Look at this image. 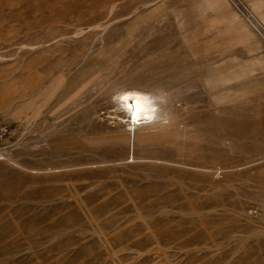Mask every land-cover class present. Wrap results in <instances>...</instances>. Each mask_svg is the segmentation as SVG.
Instances as JSON below:
<instances>
[{"label": "rangeland", "instance_id": "rangeland-1", "mask_svg": "<svg viewBox=\"0 0 264 264\" xmlns=\"http://www.w3.org/2000/svg\"><path fill=\"white\" fill-rule=\"evenodd\" d=\"M0 120V264H264V0H0Z\"/></svg>", "mask_w": 264, "mask_h": 264}, {"label": "bare ground", "instance_id": "bare-ground-1", "mask_svg": "<svg viewBox=\"0 0 264 264\" xmlns=\"http://www.w3.org/2000/svg\"><path fill=\"white\" fill-rule=\"evenodd\" d=\"M148 90H146L145 88L142 89L136 86H130V87L119 86L118 90L115 92V96H116L115 100L117 103V107L119 106L121 109H123L124 112L128 113L129 115L128 125H132L133 130H135L137 126H142V125L151 126L158 121H160L159 123H161L169 118L167 114L163 113L164 108L161 107V103L159 102L160 99H162L160 101L166 102L167 94H164V93L161 94L157 91L159 93L158 94L157 92H151L150 90L149 91ZM126 94H138V97L141 101L140 106H139L140 112H139L138 119L134 118L130 111L125 110L124 102L120 100V97L125 96ZM144 98H147V100H145ZM136 99H137V96H130L129 101H128V106L131 108H136L137 107L135 103ZM161 125H164V124H161ZM262 218L264 219V215Z\"/></svg>", "mask_w": 264, "mask_h": 264}, {"label": "built area", "instance_id": "built-area-1", "mask_svg": "<svg viewBox=\"0 0 264 264\" xmlns=\"http://www.w3.org/2000/svg\"><path fill=\"white\" fill-rule=\"evenodd\" d=\"M12 133L11 125L5 120H0V153L2 151V142ZM259 211L257 208H250L249 214L258 215Z\"/></svg>", "mask_w": 264, "mask_h": 264}, {"label": "snow or ice", "instance_id": "snow-or-ice-1", "mask_svg": "<svg viewBox=\"0 0 264 264\" xmlns=\"http://www.w3.org/2000/svg\"><path fill=\"white\" fill-rule=\"evenodd\" d=\"M130 96H137V99L135 100V103L137 105L136 108H131V107L128 106V101H129ZM144 99L147 100V98H144ZM120 100L122 102H124L125 110L126 111H130L132 113L133 117L138 119L139 112H140V107L139 106H140V103H141V101H140V99L138 97V94H126L125 96L120 97Z\"/></svg>", "mask_w": 264, "mask_h": 264}]
</instances>
